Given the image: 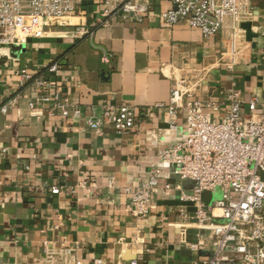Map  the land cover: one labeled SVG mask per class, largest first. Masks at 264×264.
Masks as SVG:
<instances>
[{"label":"crops","instance_id":"1","mask_svg":"<svg viewBox=\"0 0 264 264\" xmlns=\"http://www.w3.org/2000/svg\"><path fill=\"white\" fill-rule=\"evenodd\" d=\"M101 1L84 0L53 34L0 52V106H9L0 114V264L34 262L45 250L73 243L81 246L76 256L82 264L96 258L104 264H190L206 255L180 243L179 192L193 184L179 182L158 158L182 134L184 113L169 130L165 109L151 117L144 110L167 104L173 83L182 80L191 92L188 100L222 104L231 86L245 102L263 100L264 0H248L251 18L241 25L245 34L234 64L226 54L227 31L203 37L187 21L161 28L158 14L169 7L164 0L151 6L142 23L119 20L109 28L94 27ZM80 25L92 27V37L61 33ZM52 64L60 70L56 88L69 114L44 105L41 116H30L28 103L39 92L34 81L52 80ZM22 71L31 79H22ZM124 105L136 109L128 134L105 127L97 136L88 128L90 116ZM75 107L78 117L70 113ZM226 107L207 112L220 119ZM156 168L165 173L159 186L169 191L151 194L148 216L139 220L131 213L128 190L147 182ZM79 182L92 185L93 192L73 191ZM54 186L58 195L49 191ZM197 232L190 227L188 242H196Z\"/></svg>","mask_w":264,"mask_h":264},{"label":"built area","instance_id":"2","mask_svg":"<svg viewBox=\"0 0 264 264\" xmlns=\"http://www.w3.org/2000/svg\"><path fill=\"white\" fill-rule=\"evenodd\" d=\"M160 0H102L101 10L94 27L109 28L114 21L142 23L151 6ZM169 7L160 11L161 28H172L180 21L199 31L203 37H213L227 31V56L229 64L238 59V44L244 38L241 25L251 18L248 0H164ZM84 0H0V52L24 46L28 40L53 34L63 20L80 11ZM61 33L71 39L92 37L93 28L84 25L66 28ZM231 58V59H230ZM107 64L108 57L101 56ZM53 79H35L39 91L28 103L29 115H42L44 105L58 108L63 116L69 114L68 104L63 103L56 88L60 76L57 64L47 68ZM20 77L31 79L22 71ZM190 90L184 81H175L167 104H156L144 110L146 117L160 109L166 111L169 130L176 129V120L183 111L185 128L177 141L158 153L161 166L170 168V174L179 182H190V191L179 192V217L181 218L180 243L192 252L206 255L190 264H264V99L251 97L244 101L240 90L234 86L223 92L222 104L210 100L202 103L188 100ZM227 105L220 119L207 112L219 111ZM8 105L0 106V114H6ZM70 113L78 117L80 110ZM136 109L124 105L107 107L99 117L90 116L86 124L97 136L105 127L116 134H128L135 128ZM165 173L154 169L147 182L128 190L130 208L139 220L148 216L151 194L169 191V186H159ZM92 185L77 183L73 191L93 192ZM53 195L60 188L51 187ZM211 194L206 206L202 197ZM192 209L189 214L188 208ZM197 230L196 242L187 240V231ZM206 233V237L204 236ZM80 244L73 243L61 250H45L41 259L19 264H82L77 258ZM140 257V256H139ZM91 264H104L96 258ZM121 264H126L122 262ZM129 264H140L137 260Z\"/></svg>","mask_w":264,"mask_h":264},{"label":"water","instance_id":"3","mask_svg":"<svg viewBox=\"0 0 264 264\" xmlns=\"http://www.w3.org/2000/svg\"><path fill=\"white\" fill-rule=\"evenodd\" d=\"M202 199L205 202L206 206H209L211 202V194L208 192L204 193Z\"/></svg>","mask_w":264,"mask_h":264}]
</instances>
